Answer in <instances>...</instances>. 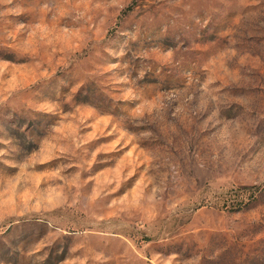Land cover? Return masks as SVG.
Instances as JSON below:
<instances>
[{"label":"rangeland","instance_id":"374dc122","mask_svg":"<svg viewBox=\"0 0 264 264\" xmlns=\"http://www.w3.org/2000/svg\"><path fill=\"white\" fill-rule=\"evenodd\" d=\"M0 264H264V0H0Z\"/></svg>","mask_w":264,"mask_h":264}]
</instances>
